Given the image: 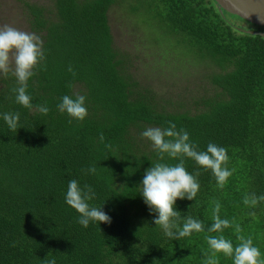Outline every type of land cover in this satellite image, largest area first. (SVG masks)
I'll return each mask as SVG.
<instances>
[{
	"label": "trees",
	"instance_id": "1",
	"mask_svg": "<svg viewBox=\"0 0 264 264\" xmlns=\"http://www.w3.org/2000/svg\"><path fill=\"white\" fill-rule=\"evenodd\" d=\"M22 3L26 26L42 38L46 53V70L29 80L27 92L34 105L46 104L50 111L43 115L17 104L15 77H0V114L19 112L22 127L9 131L0 118V264H208L209 235H223L234 247L238 237H250L264 262V202L255 208L243 203L249 193L264 195V37L239 31L231 18L245 28L264 29L219 11L213 0ZM113 6L123 9L117 18L124 27L138 35L143 28L158 30L192 61L211 66L208 74L200 73L209 87L189 105H162L133 76L129 52L113 44ZM164 40L156 43L161 56L173 60L165 53L172 54L174 45ZM76 93L86 96L83 122L57 109L62 96ZM169 121L186 129L201 150L209 142L227 149L234 171L225 186L185 159L189 172L201 173L200 191L193 201L176 202L182 217L192 216L205 228L219 202L221 219L232 222L222 233L205 230L177 241L151 223L154 214L140 183L158 155L140 134ZM93 165L95 174L88 173ZM71 179L92 186L96 196L90 204H104L110 225L78 223L79 214L65 202ZM213 259L233 264L222 253Z\"/></svg>",
	"mask_w": 264,
	"mask_h": 264
},
{
	"label": "clouds",
	"instance_id": "2",
	"mask_svg": "<svg viewBox=\"0 0 264 264\" xmlns=\"http://www.w3.org/2000/svg\"><path fill=\"white\" fill-rule=\"evenodd\" d=\"M45 62L44 43L38 34L9 24L0 25V77H15L17 86L11 90L15 94V102L30 112L37 111L43 115H47L50 108L46 104L34 105L33 97L28 94L27 88L29 80L38 74V70H46ZM68 71L75 77L76 73L71 66ZM57 109L80 122L88 116L86 96L79 93L62 96ZM0 118L7 124L9 131L17 132L22 128L19 112H5L0 114ZM167 123V127H148L140 134L151 142L158 155V160L144 171L140 183V195L150 214H154L151 223L159 226L166 237L177 241L205 230L209 233H222L224 229L231 227L232 222L221 219L219 202L215 204L213 223L207 228L202 221L192 216L182 217L176 202L185 199L193 201L200 191L198 177L201 173L189 172L185 159L194 161L204 171H211L218 187L225 186L234 171L228 167L230 157L227 149L209 142L206 150H201L199 145L190 139L186 129H178L171 121ZM100 139L103 140V134ZM166 157L177 162L168 163ZM87 172L95 174V166H90ZM95 196L92 186H81L76 179L69 180L65 202L79 214L78 223L85 228L90 222L99 225L112 223V218L103 210L104 204L100 207L90 204ZM262 202L264 195L257 196L255 193H249L243 199V203L252 208ZM238 239L240 243L234 247L233 242L223 235H209L207 243L212 250V256L208 258V264H216L213 257L220 253L232 258L233 264H264L260 260V249L254 245L252 238L240 236Z\"/></svg>",
	"mask_w": 264,
	"mask_h": 264
},
{
	"label": "rangeland",
	"instance_id": "3",
	"mask_svg": "<svg viewBox=\"0 0 264 264\" xmlns=\"http://www.w3.org/2000/svg\"><path fill=\"white\" fill-rule=\"evenodd\" d=\"M23 1L25 0H0V25L9 24L21 30L29 31L21 10ZM27 1L46 3V0ZM119 11L123 12L122 8L119 10V6H113L109 11L113 44L117 50L129 52L130 70L133 72V76L140 85L151 88L162 105L169 107L171 103L174 104L175 102H183L185 105H189L188 102L192 100V97L209 87L205 76L201 77L200 73L208 74L212 70L211 66L192 61L191 58L195 59L192 55L179 50L173 44V40L170 41V38L164 37L158 30L149 33L143 28L138 35L137 32L131 31L132 28L128 25H125L127 28L124 27L123 21L119 17L117 18ZM139 15L141 18L145 16V14ZM231 20L235 21L239 25L238 27L242 26L243 28L244 26L245 28L246 26L238 19L231 18ZM161 38L165 39L163 43L174 45L171 49L172 54L169 51L165 53H168L169 58L173 60L162 58L160 52L162 47L156 44ZM166 40L169 41L165 42ZM184 57L186 60L183 62L182 58Z\"/></svg>",
	"mask_w": 264,
	"mask_h": 264
},
{
	"label": "water",
	"instance_id": "4",
	"mask_svg": "<svg viewBox=\"0 0 264 264\" xmlns=\"http://www.w3.org/2000/svg\"><path fill=\"white\" fill-rule=\"evenodd\" d=\"M219 11H226L249 24L264 29V0H213ZM241 32L264 37V30L235 26Z\"/></svg>",
	"mask_w": 264,
	"mask_h": 264
}]
</instances>
